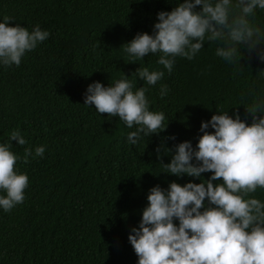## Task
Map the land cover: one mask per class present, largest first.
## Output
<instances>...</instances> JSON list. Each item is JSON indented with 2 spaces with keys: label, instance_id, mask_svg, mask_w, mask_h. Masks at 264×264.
Returning a JSON list of instances; mask_svg holds the SVG:
<instances>
[{
  "label": "trees",
  "instance_id": "trees-1",
  "mask_svg": "<svg viewBox=\"0 0 264 264\" xmlns=\"http://www.w3.org/2000/svg\"><path fill=\"white\" fill-rule=\"evenodd\" d=\"M175 2L0 0V18L49 31L19 66L0 68V143L19 128L28 146H45L43 158L16 162L29 184L22 204L0 211V264H136L127 234L139 221L147 190L172 181L199 183L162 172L172 154L166 149L184 140L195 145L200 121L215 110L250 122L246 110L264 92V62L241 48L239 64L225 63L215 55V41H205L191 60L176 58L171 73L150 86L149 108L163 112L167 125L136 145L125 142L131 129L118 118L83 105L93 81L112 85L122 72L139 87L137 67L162 70L155 55L130 59L122 44L137 32L150 33L155 14ZM254 19L264 26V10ZM161 83L168 87L163 97ZM11 144L23 154L24 146ZM254 195L264 200V190Z\"/></svg>",
  "mask_w": 264,
  "mask_h": 264
},
{
  "label": "clouds",
  "instance_id": "clouds-1",
  "mask_svg": "<svg viewBox=\"0 0 264 264\" xmlns=\"http://www.w3.org/2000/svg\"><path fill=\"white\" fill-rule=\"evenodd\" d=\"M172 5L155 14L150 33L137 32L122 44L130 59L155 55L162 70L137 67L136 79L144 86L136 87L121 72L112 85L93 81L82 93L84 106L131 129L125 137L131 145L166 128L164 113L150 110L146 92L165 71L171 73L176 58L191 60L205 41H215V55L225 63L237 64L241 48L264 62V26L254 19L257 10H264V0H176ZM10 21L0 18V68L19 66L49 37L38 24L29 31ZM167 93V85L159 84L158 95ZM246 112L250 122L235 111L215 110L200 121L195 145L184 140L166 149L172 154L161 164L162 172L199 183L172 181L147 190L139 221L127 234L136 264H264V200L254 195L264 190V92L255 94ZM13 140L24 146L22 155L12 151ZM44 152L43 144L28 146L19 128L0 143V211L7 213L25 199L29 179L16 162L27 164ZM201 173H209L208 178Z\"/></svg>",
  "mask_w": 264,
  "mask_h": 264
}]
</instances>
